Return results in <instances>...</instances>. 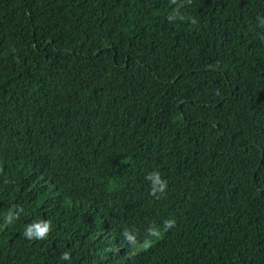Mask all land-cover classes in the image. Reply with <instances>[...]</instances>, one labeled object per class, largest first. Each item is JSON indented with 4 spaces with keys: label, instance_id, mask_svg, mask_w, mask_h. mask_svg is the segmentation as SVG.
I'll return each mask as SVG.
<instances>
[{
    "label": "trees",
    "instance_id": "1",
    "mask_svg": "<svg viewBox=\"0 0 264 264\" xmlns=\"http://www.w3.org/2000/svg\"><path fill=\"white\" fill-rule=\"evenodd\" d=\"M8 212L0 264H264V0H0Z\"/></svg>",
    "mask_w": 264,
    "mask_h": 264
},
{
    "label": "clouds",
    "instance_id": "2",
    "mask_svg": "<svg viewBox=\"0 0 264 264\" xmlns=\"http://www.w3.org/2000/svg\"><path fill=\"white\" fill-rule=\"evenodd\" d=\"M155 178H154V183H160V180H159V176H160V173H156L154 174ZM167 188V181L163 182L161 184V193L163 194L165 192ZM12 219V216H11V213L8 212L4 218H3V223H0V228H3L5 225H8L9 224V221ZM175 223L174 220H168L166 221V224L168 226H171ZM51 230V222H42V223H35L32 227H30L28 229V232H27V235L29 237H31L33 235V231L35 232V236L39 237L40 239H44L46 238L47 234L50 232ZM150 232L153 236H159L160 234V231L159 229H150ZM128 235V239L129 240H132V241H135V237L130 235V234H127ZM148 243H151V241H145V244L144 245H138L136 244V247L133 249L134 251L137 250L138 248L140 247H144L146 246ZM66 259H70V253L69 252H65L63 254V256L61 257V260H66Z\"/></svg>",
    "mask_w": 264,
    "mask_h": 264
}]
</instances>
